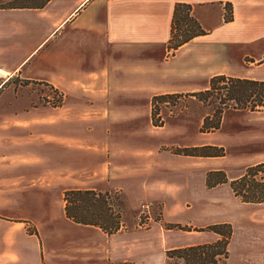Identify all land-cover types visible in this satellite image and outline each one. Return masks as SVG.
<instances>
[{"label":"crops","instance_id":"obj_1","mask_svg":"<svg viewBox=\"0 0 264 264\" xmlns=\"http://www.w3.org/2000/svg\"><path fill=\"white\" fill-rule=\"evenodd\" d=\"M177 2L191 5L205 34L173 50ZM218 74L264 80V0L0 7V88L19 77L48 83L63 97L48 106L37 96L0 94V264H165L168 249L218 239L196 229L221 222L232 226L226 264H264V201L243 202L229 184L264 162V151L252 147L230 161L226 154H178L171 148L213 144L234 151L245 139L217 132L190 139L182 117L152 123L154 95L203 90ZM250 116L263 125L264 109ZM214 170L228 182L208 187ZM72 189H118L132 209L158 201L160 219L131 213L112 233L74 222L64 209V192Z\"/></svg>","mask_w":264,"mask_h":264},{"label":"trees","instance_id":"obj_2","mask_svg":"<svg viewBox=\"0 0 264 264\" xmlns=\"http://www.w3.org/2000/svg\"><path fill=\"white\" fill-rule=\"evenodd\" d=\"M13 0H5L0 7H42L48 0H43L38 5L10 4ZM225 21L231 20V7L225 6ZM205 34V30L191 14V5L177 2L174 6L170 38L168 46L173 50L190 41L196 36ZM49 85L48 83H45ZM54 88L52 85H49ZM56 90V89H55ZM186 94V93H185ZM200 101L212 98V115L203 119L202 129L216 130L220 126L221 114L225 109L256 111L264 109V80L228 76L225 74L214 75L209 80L206 89L187 93ZM181 97L178 93L157 94L152 98L153 125H162V119H155L158 114L159 102H172L175 104ZM61 103V102H60ZM55 105V104H54ZM57 105V103H56ZM174 153L193 156H223V146L204 144L191 147H177ZM264 172L263 163L250 165L244 173L229 181L235 196L248 203L264 201ZM228 178L223 170L209 171L206 176L208 187L227 182ZM64 209L68 218L77 223L96 225L108 233L119 229L123 214L115 211L110 203V193L95 190L72 189L64 192ZM126 202V201H125ZM126 208H127V202ZM160 215V214H159ZM141 219H145L140 215ZM157 220L160 217L156 218ZM168 229L191 230L187 225L179 223H164ZM217 233L219 238L213 242H205L188 246L168 249L165 252V264H226L228 258V244L232 235L230 223L221 222L207 226L204 229ZM121 264H131L129 262Z\"/></svg>","mask_w":264,"mask_h":264},{"label":"rangeland","instance_id":"obj_3","mask_svg":"<svg viewBox=\"0 0 264 264\" xmlns=\"http://www.w3.org/2000/svg\"><path fill=\"white\" fill-rule=\"evenodd\" d=\"M5 0H0V3H3ZM43 0H13L10 2V4H18V5H38ZM1 5V4H0ZM6 86V85H5ZM4 86V87H5ZM7 86H10V88H0V94L1 95H7V96H37L39 97L38 103L43 105H56L60 104L62 102V95L58 90H55L51 86L40 83V82H29L26 80H23L19 77H13L10 82H8ZM212 98L208 101H200L196 97L189 96L186 94H181V97L177 99L175 104H172V102H159L157 104L158 107V114L155 115V119H162L163 124L162 125H154V126H163L167 120L172 118H178L180 117L183 119V125L184 130L187 132L188 137L191 139L192 136L197 134L198 132L202 133H209V132H216L218 135H223V137H226L227 135H239L240 137L245 139V142L241 144L240 146H236L234 151H232L230 148L227 151L224 145H218L223 146L225 149L226 154V161H230L235 157L234 155L237 153H251L252 147L255 148L258 146V148L262 149L260 152L264 151V141H260V137H264V121L263 125H255L257 120H252L250 116L249 110H238V109H232L228 108L225 109L221 114V121L220 126L216 130H207L202 129V123L203 119L206 115H212L213 112V106L214 104L211 102ZM17 108H20L21 105H13ZM254 118V117H253ZM153 123V122H152ZM217 135V134H216ZM246 136L252 137L251 140H248L246 142ZM256 137V138H255ZM263 139V138H262ZM191 147V146H186ZM171 150L174 152L175 148L172 147ZM227 151V152H226ZM224 154V155H225ZM263 163L264 162H260ZM259 164V163H257ZM255 165V164H254ZM228 171L231 172L234 167H227ZM235 170V169H234ZM264 173V172H263ZM263 173L262 176H263ZM229 180V179H228ZM228 182V181H227ZM110 193V203L112 204V207L115 211H120L123 214V217L126 219L128 218L129 214L132 213V216H135L138 211H140V205L137 209H132V207L126 208V198L124 196V193H122L118 189H111L107 190ZM105 192V191H103ZM126 201V202H125ZM162 205L158 201H154V203L150 206V216L152 212V216L156 219L160 217ZM122 217V218H123ZM137 221V220H134ZM32 227H28V231H32ZM232 264V263H227Z\"/></svg>","mask_w":264,"mask_h":264},{"label":"built area","instance_id":"obj_4","mask_svg":"<svg viewBox=\"0 0 264 264\" xmlns=\"http://www.w3.org/2000/svg\"><path fill=\"white\" fill-rule=\"evenodd\" d=\"M152 205L151 202H144L140 205V215L145 219L150 218V206Z\"/></svg>","mask_w":264,"mask_h":264}]
</instances>
